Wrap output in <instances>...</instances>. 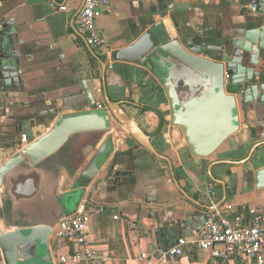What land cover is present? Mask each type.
<instances>
[{"label":"crops","instance_id":"crops-1","mask_svg":"<svg viewBox=\"0 0 264 264\" xmlns=\"http://www.w3.org/2000/svg\"><path fill=\"white\" fill-rule=\"evenodd\" d=\"M82 2L9 0L2 15L13 16L18 38L23 41L27 98L38 100L45 94L46 98L59 96L67 101L70 96L68 79L77 75L82 80H91L89 86L95 104H103L110 117L112 147L86 190L109 168H122L132 174L122 177L123 184L116 189L109 188L105 194L92 195L96 203L107 205L105 209L88 208L87 241L99 261L105 264H159L164 257L158 259L155 256L156 224L183 218L186 209L190 208V202L179 187L192 198L209 205L212 204L206 191L213 188L215 203H219V209L230 217L238 212L244 214L248 205L264 208V187L255 186L254 176L257 170L264 168V104H243L242 97L236 95L239 129L212 155L195 157L181 129L170 124L169 102L151 70L144 63L127 61L119 55V49L150 29L166 34L170 39H192L197 44H208L228 39L237 31L264 27V13L251 9L253 0L209 3L202 0H111L107 8L101 9L95 22L98 32L113 43L109 53L87 46L77 30L75 15ZM201 55L210 57L211 52ZM258 59V68L264 73V48L260 49ZM100 60L106 65L104 82ZM103 85L109 98L121 102L131 119L150 136L156 150L169 158L178 186L167 162L163 164L139 145L109 114ZM82 110H88V107ZM5 112L0 103V129H8L7 134H10L6 141L0 139V151L15 148L5 159L7 161L28 143L17 148L8 145L15 140L12 139L11 123L4 120ZM61 112L72 113L75 109L71 106ZM47 131L48 128L40 124L32 129L31 140ZM86 135H78L84 142L78 146L72 169L77 168L96 140L94 134ZM19 136L16 134L15 139ZM127 150L131 153H123ZM66 196L69 203L66 214L72 213L75 206L86 199V195L79 196L75 192ZM146 198L151 200L149 204L144 202ZM149 207H152L153 221L147 217ZM22 208V220L37 219L30 206ZM175 227L177 232L183 228L179 224ZM48 243L54 254L71 251L69 245L55 238ZM36 259H29L27 264H36ZM163 262L223 264L213 261L208 252L196 248H189L180 256L164 258Z\"/></svg>","mask_w":264,"mask_h":264},{"label":"water","instance_id":"water-1","mask_svg":"<svg viewBox=\"0 0 264 264\" xmlns=\"http://www.w3.org/2000/svg\"><path fill=\"white\" fill-rule=\"evenodd\" d=\"M8 1L0 0V16ZM253 4L257 12L264 13V0H253ZM0 20V103L1 108L6 109L3 117L11 123L12 139L17 141L16 134H25L28 140L26 146L0 166V205L7 209L6 212L0 209V261L27 264L29 259L36 257V264H53L48 242L53 228L68 215L66 195L71 192L86 195L87 207L105 209L107 205L96 203L92 195L116 189L123 184L122 177L132 173L122 168H109L86 190L112 147L107 111L96 109L89 86L91 80H82L77 75L68 79L70 96L67 101L59 96L46 98L45 94L38 100L27 98L23 41L18 38L13 16L2 15ZM261 48H264V27L237 31L228 39L208 44H197L192 39H170L150 29L119 49V55L127 61L144 63L151 70L169 102L170 124L181 129L193 156L206 158L239 129L236 95L242 97L243 104H264V73L258 68ZM202 52H211V56H202ZM100 62L104 82L106 65ZM103 91L112 118L139 145L163 164L167 162L178 186L169 158L156 150L150 136L131 119L122 103L109 98L105 85ZM69 103L75 112L63 114V109L71 107ZM86 106L88 110H82ZM40 124L48 131L31 140L32 129ZM81 134H94V144L71 176L62 167L55 178L43 162L71 137ZM8 145L15 143L10 141ZM254 176L255 186L264 187V168L257 170ZM179 190L190 202V208L183 218L156 224L155 256L158 259H169L170 256L163 253L179 238L198 232L210 219L208 211H213L211 205L192 198L180 187ZM144 202L149 204L151 200L146 198ZM24 205L34 209L37 219L21 220ZM215 205L220 206L219 203ZM147 217L154 220L152 207L147 209ZM175 224L182 225V230L177 232Z\"/></svg>","mask_w":264,"mask_h":264},{"label":"built area","instance_id":"built-area-1","mask_svg":"<svg viewBox=\"0 0 264 264\" xmlns=\"http://www.w3.org/2000/svg\"><path fill=\"white\" fill-rule=\"evenodd\" d=\"M202 1L209 3L216 0ZM110 2L111 0H83L75 17L77 30L82 34L87 46L101 49L105 53L112 50L113 43L98 32L95 22L101 14V9L107 8ZM255 8V4L251 5L252 10ZM1 25L0 21V28ZM95 105L96 109H106L101 103ZM14 143L16 148L27 144L26 135L21 134ZM214 193L213 188L206 191L213 207V211H208L210 219L198 232L193 231L192 236L179 238L175 245L163 254L170 257L180 256L185 254L187 249L196 248L208 252L213 261L223 264H264V208L248 205L244 214L238 212L230 217L216 207ZM87 206V200L84 199L53 228L50 239L55 238L71 247L70 252L63 254H54L50 249L53 264H105L99 261L100 258L88 245L85 231L89 217ZM143 256L145 257V254ZM163 260L159 264H164Z\"/></svg>","mask_w":264,"mask_h":264},{"label":"rangeland","instance_id":"rangeland-1","mask_svg":"<svg viewBox=\"0 0 264 264\" xmlns=\"http://www.w3.org/2000/svg\"><path fill=\"white\" fill-rule=\"evenodd\" d=\"M82 141V137H79L78 135L71 137L56 153L49 157L52 166L57 168L62 165L67 169H72L74 166V158L77 156L78 146L82 143ZM14 150L15 148L6 152L0 151V166ZM17 152L19 151L17 150Z\"/></svg>","mask_w":264,"mask_h":264},{"label":"flooded vegetation","instance_id":"flooded-vegetation-1","mask_svg":"<svg viewBox=\"0 0 264 264\" xmlns=\"http://www.w3.org/2000/svg\"><path fill=\"white\" fill-rule=\"evenodd\" d=\"M6 130H8V129H6ZM6 130H5V129H4V130H1V129H0V139H1V141H6V140L9 138V137H7V136H9L10 134H7V131H6ZM43 166H44L47 170H48V169H51L52 171H54V173L52 172V175H53L55 178H57V177L59 176V172H60L61 168L64 167V166H62V165L58 166L57 168L54 167V166H52V163L50 162L49 159H47V160H45V161L43 162ZM64 168H65V167H64ZM65 169L68 171V173H69L70 176L72 175V173H73L74 170H75V169H67V168H65ZM0 209H1L3 212H6V211H7V209L5 208L4 205H0ZM22 215H23V213H22L21 216H20L21 220H22Z\"/></svg>","mask_w":264,"mask_h":264},{"label":"trees","instance_id":"trees-1","mask_svg":"<svg viewBox=\"0 0 264 264\" xmlns=\"http://www.w3.org/2000/svg\"><path fill=\"white\" fill-rule=\"evenodd\" d=\"M123 153H126V154L131 153V150H127V151H125Z\"/></svg>","mask_w":264,"mask_h":264}]
</instances>
